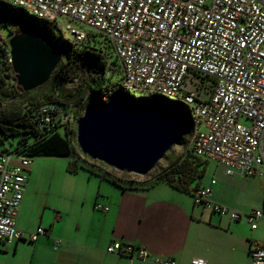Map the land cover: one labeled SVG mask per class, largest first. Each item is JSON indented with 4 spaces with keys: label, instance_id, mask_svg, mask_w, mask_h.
I'll list each match as a JSON object with an SVG mask.
<instances>
[{
    "label": "built area",
    "instance_id": "1",
    "mask_svg": "<svg viewBox=\"0 0 264 264\" xmlns=\"http://www.w3.org/2000/svg\"><path fill=\"white\" fill-rule=\"evenodd\" d=\"M4 1L58 28L59 16L68 19L66 28L77 42L86 37L80 26L104 34L121 61L123 86L172 97L187 107L186 140L197 155L218 162L230 176L264 174V0ZM70 118L71 111L56 103L41 105L31 116L40 127L67 124ZM32 162L30 156L0 151V241H35L50 232L39 226L26 236L17 226ZM211 195V187L204 186L193 197L234 221L243 217L213 204ZM245 217L256 228L264 211L254 209ZM106 251L124 254L129 264H178L119 240ZM250 254L251 264H264V244L252 241ZM190 264L207 263L193 257Z\"/></svg>",
    "mask_w": 264,
    "mask_h": 264
},
{
    "label": "crops",
    "instance_id": "2",
    "mask_svg": "<svg viewBox=\"0 0 264 264\" xmlns=\"http://www.w3.org/2000/svg\"><path fill=\"white\" fill-rule=\"evenodd\" d=\"M219 165L222 173H214L204 185L211 187L213 204L242 212L240 220L195 203L193 196L165 181L148 184L126 178L115 183L94 171L91 175L98 182L91 184L86 215L80 214L86 219L85 241L66 234V219L79 212L76 189H67L63 197L56 185L52 190L51 183L46 189L31 184V165L17 226L26 236L39 226L50 232L35 241H0V264H129L124 254L107 253V246L115 240L147 248L151 256L171 257L178 264H190L193 257H202L207 264H251L252 241L264 244V218L252 228L245 214L264 211V174L230 176ZM96 203L107 209L97 212ZM81 227L78 222L76 230Z\"/></svg>",
    "mask_w": 264,
    "mask_h": 264
},
{
    "label": "trees",
    "instance_id": "3",
    "mask_svg": "<svg viewBox=\"0 0 264 264\" xmlns=\"http://www.w3.org/2000/svg\"><path fill=\"white\" fill-rule=\"evenodd\" d=\"M12 18H23L40 28L37 23L40 19L27 14L21 7L0 0V26H6L9 37L20 30L18 25L11 22ZM99 36L103 37L104 42H107V45L113 49L114 58H112L109 50H103V47L98 44V42H102ZM67 42V53L56 42L63 50L62 58L52 72L50 79L39 86V88H42L50 85V92L45 93L41 98H37L30 95L31 91L22 90L13 80L7 41L3 39L0 33V129L8 137L21 131L27 133V136L19 139L16 147L13 149L6 147L2 151L30 157L37 155H74L73 133L76 132V123L82 116L86 106L92 100L105 102L104 99L108 97L109 100L114 93H123L138 103L150 101L145 99V96H154V99L159 98L170 105L179 107L188 119L189 124H191L189 112L181 102L157 94L148 95L142 89L140 90L145 95L141 98L126 91L128 88L123 86L125 73L121 61L110 39L104 34L91 29L86 32V37L83 40L76 43L70 40H67ZM48 103L62 105L64 109L71 111L69 122L67 124H50V126L44 127H40L33 122L31 119L33 112L41 105ZM62 129L65 131L64 135ZM2 140L0 137V142ZM168 152L165 155L169 159L166 165L159 166L158 163L146 175H139L143 179L134 178V180L139 182L142 180L143 183L148 184L165 181L174 188L194 196L197 189L205 186L204 177L207 162L210 159L197 155L192 147L188 145L187 140L183 142V148L179 152L169 156ZM70 165V171L76 172L79 168L74 162H71ZM94 171L115 183L126 178L129 179L127 176L118 177L98 167H93L92 172ZM121 172L132 174L125 171Z\"/></svg>",
    "mask_w": 264,
    "mask_h": 264
},
{
    "label": "water",
    "instance_id": "4",
    "mask_svg": "<svg viewBox=\"0 0 264 264\" xmlns=\"http://www.w3.org/2000/svg\"><path fill=\"white\" fill-rule=\"evenodd\" d=\"M20 30L7 41L13 80L24 91L45 84L63 50L48 34L23 18H12ZM189 121L177 107L156 98L138 103L123 93L105 102L92 100L77 121L80 150L119 171L146 175L167 152L180 145Z\"/></svg>",
    "mask_w": 264,
    "mask_h": 264
},
{
    "label": "rangeland",
    "instance_id": "5",
    "mask_svg": "<svg viewBox=\"0 0 264 264\" xmlns=\"http://www.w3.org/2000/svg\"><path fill=\"white\" fill-rule=\"evenodd\" d=\"M57 21L60 23L61 28L56 27L53 22L47 21V20H38V25L41 30L46 32L51 38H53L57 43H59L63 49L64 52L67 53L68 51V42L67 40L73 41V43H76L74 36L72 33L66 28L67 24L70 23V21L64 17L59 16ZM83 28L84 31L91 30L90 28L86 26H80ZM0 33L4 40L8 41L9 32L6 28V26H0ZM99 39L102 41L101 43L98 42L99 45H101L103 50L110 51L112 58H114V51L112 48H110L107 44V42H104V38L99 36ZM50 85L44 86V87H38L34 90H31L30 95L32 97L41 98L45 93L50 92ZM131 95H134L138 98H141L143 95H145L139 88L130 87L128 90H126ZM149 95V94H148ZM151 96V95H150ZM108 98V97H107ZM104 99L107 101L108 99ZM145 99L153 100L154 96L151 97H144ZM172 98V97H171ZM174 99V98H173ZM172 103V102H171ZM1 106V104H0ZM184 107L187 109V107L184 105ZM188 111V110H187ZM83 115V114H82ZM241 121H246L245 118H241ZM24 129V127H22ZM203 129V126H202ZM76 132L73 133V141H74V155L69 156H47V155H37L32 157V176L30 177L31 184L35 183L42 185L43 189H46L49 186V183H51L52 190L54 186H58L61 188V193L64 197L66 194V190L70 189L71 192L75 188L77 191V205L79 207V212L72 215V218H67L65 223L67 222L66 231L68 238H74L79 241H85V217L81 216V213H84L86 215L88 208H89V197L91 196L93 189L91 184H96L98 182L97 178L92 174V168L98 167L100 169L106 170L107 172H111L112 174L117 175L118 177H128L130 178H137V179H143L141 176L137 174H126L121 171H118L106 164H104L101 161L93 160L90 157H88L86 154H84L76 140V134H77V126L75 128ZM62 134H65L64 129L61 130ZM27 136V133L24 131H21L13 136H5L3 132L0 129V137L3 139L2 142H0V150L5 149L8 147L9 149H13L18 144V141L20 138ZM187 136L185 135L183 138V142H186ZM183 142L180 145H174L168 152L169 155H174L176 152H179L183 148ZM77 155V156H76ZM168 157H164L161 159L158 163L159 166H164L168 163ZM71 162H74L79 168L76 170V172L70 171L69 167L71 166ZM207 172L206 176L204 178V181L211 179L210 177L215 173L216 175H219L222 173L221 166L219 163H217L214 160H208L207 162ZM40 166V168H39ZM224 173V172H223ZM91 177V178H90ZM89 179L92 181L89 182ZM122 183V181H121ZM82 196H85L82 199ZM87 196V199H86ZM192 198V197H191ZM62 200V199H61ZM98 209H96L97 211ZM97 212H101L97 211ZM78 222L81 223L82 227L80 230H76ZM61 229V228H58ZM108 253V252H107ZM108 254H114V253H108ZM117 255V254H115ZM126 261V259H124Z\"/></svg>",
    "mask_w": 264,
    "mask_h": 264
},
{
    "label": "snow or ice",
    "instance_id": "6",
    "mask_svg": "<svg viewBox=\"0 0 264 264\" xmlns=\"http://www.w3.org/2000/svg\"><path fill=\"white\" fill-rule=\"evenodd\" d=\"M262 86H264V85H262Z\"/></svg>",
    "mask_w": 264,
    "mask_h": 264
}]
</instances>
